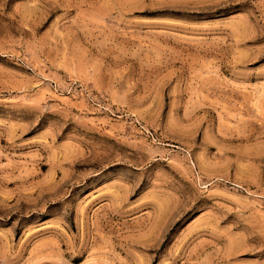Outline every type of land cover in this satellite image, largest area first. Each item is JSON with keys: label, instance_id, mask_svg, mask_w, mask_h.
Instances as JSON below:
<instances>
[{"label": "rangeland", "instance_id": "1", "mask_svg": "<svg viewBox=\"0 0 264 264\" xmlns=\"http://www.w3.org/2000/svg\"><path fill=\"white\" fill-rule=\"evenodd\" d=\"M0 264H264V0H0Z\"/></svg>", "mask_w": 264, "mask_h": 264}]
</instances>
